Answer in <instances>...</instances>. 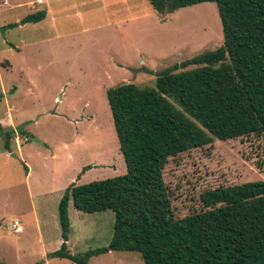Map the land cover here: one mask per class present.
<instances>
[{
  "label": "rangeland",
  "instance_id": "1",
  "mask_svg": "<svg viewBox=\"0 0 264 264\" xmlns=\"http://www.w3.org/2000/svg\"><path fill=\"white\" fill-rule=\"evenodd\" d=\"M5 1L0 27L33 6L31 0ZM96 1L92 14L65 18L55 28L48 21L0 28V122L22 126L27 135L16 133L9 154L0 132V264H76L50 255L65 241L59 203L66 188L127 172L108 89L122 82L155 86L167 67L224 43L213 1L180 8L166 21L149 0ZM164 178L176 217H185L203 209L206 189L264 181V135L216 139L171 157ZM69 214L72 253L110 245L113 210L87 213L71 201ZM16 223L24 231L16 232ZM90 264L145 261L137 251H110Z\"/></svg>",
  "mask_w": 264,
  "mask_h": 264
},
{
  "label": "trees",
  "instance_id": "2",
  "mask_svg": "<svg viewBox=\"0 0 264 264\" xmlns=\"http://www.w3.org/2000/svg\"><path fill=\"white\" fill-rule=\"evenodd\" d=\"M149 1L161 16L216 2L224 43L167 67L155 86L122 82L108 89L127 172L66 188L59 203L65 241L50 255L76 264L110 251L140 252L145 264H264L263 180L206 189L203 209L179 218L164 178L171 157L216 139L264 135V0ZM46 14L40 10L1 29L39 22ZM0 132L8 152L16 133L26 135L22 126L1 122ZM71 201L83 212H115L109 246L72 253Z\"/></svg>",
  "mask_w": 264,
  "mask_h": 264
},
{
  "label": "crops",
  "instance_id": "3",
  "mask_svg": "<svg viewBox=\"0 0 264 264\" xmlns=\"http://www.w3.org/2000/svg\"><path fill=\"white\" fill-rule=\"evenodd\" d=\"M7 1L8 0H6L5 2H7ZM29 3L31 5L33 4V6L30 7V12L26 13V15L40 11V10H46L47 11L46 17L43 20H41L39 22H30V23L39 24V23H44V22L48 21L50 28H55L58 26L59 22H61L65 18H74V19L81 20V18L83 17V14H92L96 9L95 4L97 3V1L96 0H37V1L31 0ZM43 4H45L46 6L42 7V8H38L37 5H43ZM18 5H20V4H18ZM169 14H171V13H169ZM169 14H167L166 16H161L160 14H158V15L160 16L162 21H166ZM26 15H24V17ZM24 17H22V19ZM22 19H20L19 21H21ZM132 19L135 20V19H139V18L136 16ZM103 20H105L104 22H106L108 24V21H109L108 18L103 16ZM19 21H17V22H19ZM114 22L117 25H121L123 20L118 19ZM12 23H14V22H12ZM115 23H113V24H115ZM8 24H10V23H8ZM27 24H29V23L20 25L18 27L25 26ZM5 25H7V24H5ZM1 30H3V29H1ZM3 31H6V30H3ZM8 45H10L11 47H17L12 42H9ZM26 139H27V137H26ZM18 150H19V146H18ZM4 152H8V151H4ZM8 153L10 154V152H8ZM27 172H28L27 173V177H28L30 175V169H29V171L27 170Z\"/></svg>",
  "mask_w": 264,
  "mask_h": 264
},
{
  "label": "built area",
  "instance_id": "4",
  "mask_svg": "<svg viewBox=\"0 0 264 264\" xmlns=\"http://www.w3.org/2000/svg\"><path fill=\"white\" fill-rule=\"evenodd\" d=\"M14 230L16 232L20 233V232L24 231V227H23V225L16 223V224H14Z\"/></svg>",
  "mask_w": 264,
  "mask_h": 264
},
{
  "label": "water",
  "instance_id": "5",
  "mask_svg": "<svg viewBox=\"0 0 264 264\" xmlns=\"http://www.w3.org/2000/svg\"><path fill=\"white\" fill-rule=\"evenodd\" d=\"M12 154H13L14 156H16V153L13 152Z\"/></svg>",
  "mask_w": 264,
  "mask_h": 264
}]
</instances>
